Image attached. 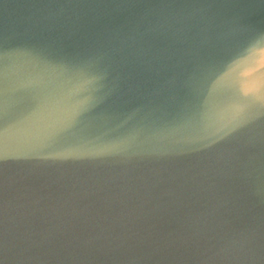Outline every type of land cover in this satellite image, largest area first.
Here are the masks:
<instances>
[{
	"label": "water",
	"instance_id": "water-1",
	"mask_svg": "<svg viewBox=\"0 0 264 264\" xmlns=\"http://www.w3.org/2000/svg\"><path fill=\"white\" fill-rule=\"evenodd\" d=\"M0 264H264V0H0Z\"/></svg>",
	"mask_w": 264,
	"mask_h": 264
}]
</instances>
